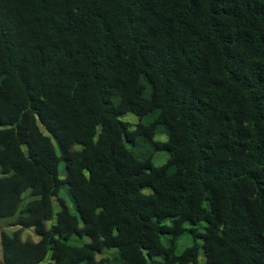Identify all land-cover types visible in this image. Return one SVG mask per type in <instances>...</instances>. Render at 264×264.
Listing matches in <instances>:
<instances>
[{"label": "trees", "instance_id": "1", "mask_svg": "<svg viewBox=\"0 0 264 264\" xmlns=\"http://www.w3.org/2000/svg\"><path fill=\"white\" fill-rule=\"evenodd\" d=\"M0 223L2 264H264V0H0Z\"/></svg>", "mask_w": 264, "mask_h": 264}, {"label": "rangeland", "instance_id": "2", "mask_svg": "<svg viewBox=\"0 0 264 264\" xmlns=\"http://www.w3.org/2000/svg\"><path fill=\"white\" fill-rule=\"evenodd\" d=\"M130 115H132V114H130ZM54 143H55V145L57 147V150L59 151L58 144H57V142L55 140H54ZM165 161H166L165 153L164 152H160L159 155L154 159V164L159 166V165H162ZM61 177H64V163L63 162L61 163ZM62 191L65 192L66 188H63ZM71 207H73L72 204H71ZM55 208H56V210H58L60 208L59 203L56 204ZM5 227H7V224H1L0 223V232ZM7 230L8 231H13V229H9V228H7ZM27 230H29V229H25L24 231H27ZM28 236L32 237L34 240H38L39 239V236L34 232V230H29L28 233H25V234L23 233L22 234L23 238H27ZM185 245H186V243L182 242V244L180 245V249H182V247H184ZM47 262L48 261L46 260V261H43L41 264H47ZM204 262H205V258H204V255H203V252H202V249H201L200 264H204ZM0 264H2L1 260H0Z\"/></svg>", "mask_w": 264, "mask_h": 264}]
</instances>
